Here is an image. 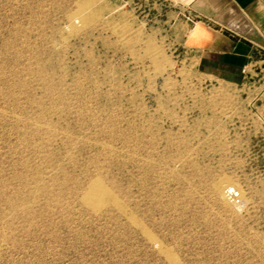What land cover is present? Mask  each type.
<instances>
[{
    "label": "rangeland",
    "instance_id": "rangeland-1",
    "mask_svg": "<svg viewBox=\"0 0 264 264\" xmlns=\"http://www.w3.org/2000/svg\"><path fill=\"white\" fill-rule=\"evenodd\" d=\"M168 12L0 0V264H264V91L200 72Z\"/></svg>",
    "mask_w": 264,
    "mask_h": 264
},
{
    "label": "crops",
    "instance_id": "crops-1",
    "mask_svg": "<svg viewBox=\"0 0 264 264\" xmlns=\"http://www.w3.org/2000/svg\"><path fill=\"white\" fill-rule=\"evenodd\" d=\"M170 32L200 72L264 91V0H161ZM264 108V93L258 96ZM264 119V114L261 115Z\"/></svg>",
    "mask_w": 264,
    "mask_h": 264
},
{
    "label": "bare ground",
    "instance_id": "bare-ground-1",
    "mask_svg": "<svg viewBox=\"0 0 264 264\" xmlns=\"http://www.w3.org/2000/svg\"><path fill=\"white\" fill-rule=\"evenodd\" d=\"M82 200L85 205H87L89 208H91L94 211L108 202H112V203L116 202V199L112 195V193L109 190L105 189L101 184V182L98 180H93L88 184V186L86 187V189L82 194ZM152 242L154 243V240Z\"/></svg>",
    "mask_w": 264,
    "mask_h": 264
},
{
    "label": "built area",
    "instance_id": "built-area-1",
    "mask_svg": "<svg viewBox=\"0 0 264 264\" xmlns=\"http://www.w3.org/2000/svg\"><path fill=\"white\" fill-rule=\"evenodd\" d=\"M227 194L231 200H235L238 197L237 193L233 192L232 190H228Z\"/></svg>",
    "mask_w": 264,
    "mask_h": 264
}]
</instances>
